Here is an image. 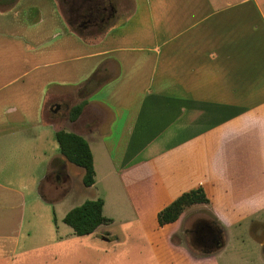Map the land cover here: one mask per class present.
<instances>
[{
	"label": "crops",
	"instance_id": "obj_1",
	"mask_svg": "<svg viewBox=\"0 0 264 264\" xmlns=\"http://www.w3.org/2000/svg\"><path fill=\"white\" fill-rule=\"evenodd\" d=\"M8 6L0 9L1 230L12 228L16 213L22 227L35 231L25 243L65 250L115 238L109 225L86 236L59 234L56 211L70 199L63 223L71 209L96 199L114 222L106 199L93 192L99 174L116 176L123 189L117 204L128 203L152 244L165 237L159 254L165 264L177 253L208 257L225 249L228 231L211 209L232 200L264 213V0ZM92 13L95 21L86 22ZM82 102L71 122V109ZM60 130L89 144L91 187L83 185V169L62 155ZM200 187L207 204L159 225L160 211ZM202 222L215 230L219 247L175 241L200 237ZM0 239L14 237L0 232Z\"/></svg>",
	"mask_w": 264,
	"mask_h": 264
},
{
	"label": "rangeland",
	"instance_id": "obj_2",
	"mask_svg": "<svg viewBox=\"0 0 264 264\" xmlns=\"http://www.w3.org/2000/svg\"><path fill=\"white\" fill-rule=\"evenodd\" d=\"M10 1L12 0H0V9L7 8ZM62 8L68 13L72 10L67 4L65 10L63 5ZM67 15L73 18L71 12ZM101 177L99 174L97 188L93 192L99 193V197L107 201L106 215L114 219L109 228L116 233L115 238L98 242L95 248L78 243L65 250L25 243L28 233L32 235L35 231L22 227L18 215L14 213L12 228L0 229V232L14 237L0 239V264H165L159 255L165 252L163 244L165 237L161 244L157 241L152 244L144 235L146 233L142 234L143 230L139 228L137 217L128 203L122 201L117 204L119 192L123 193V189L116 176L112 180H103ZM79 181L80 178L76 177L75 187ZM45 191H48L47 187ZM71 205L72 199L63 203L56 211L59 234H63L64 230L72 232V229L60 219L63 211ZM211 211L222 219L228 231L225 249L208 257H188L177 253L170 257L169 264H264V246L261 247L259 244L264 239V226H260L264 213L246 205H235L232 200L226 206H219ZM176 239L193 248L201 249L192 235L181 234ZM18 240H21V243H17Z\"/></svg>",
	"mask_w": 264,
	"mask_h": 264
},
{
	"label": "trees",
	"instance_id": "obj_3",
	"mask_svg": "<svg viewBox=\"0 0 264 264\" xmlns=\"http://www.w3.org/2000/svg\"><path fill=\"white\" fill-rule=\"evenodd\" d=\"M63 6L65 10L66 4H63ZM70 12L71 10H69ZM64 13L66 15L69 14L66 10ZM85 105L86 102H82L71 109L69 114V120L71 122L79 118ZM56 137L61 153L65 159L83 169V185L85 187L94 185L95 171L93 156L87 141L82 136L64 130L58 131ZM208 202L209 199L203 188L200 187L189 191L159 212L158 223L160 226L174 223L179 220L187 207L195 204H207ZM103 206L104 201L102 199L86 201L82 205L71 209L63 221L73 230L76 236L90 235L100 226L112 223L110 219L103 215Z\"/></svg>",
	"mask_w": 264,
	"mask_h": 264
},
{
	"label": "flooded vegetation",
	"instance_id": "obj_4",
	"mask_svg": "<svg viewBox=\"0 0 264 264\" xmlns=\"http://www.w3.org/2000/svg\"><path fill=\"white\" fill-rule=\"evenodd\" d=\"M95 15L92 13V14H89L83 18H86L87 21L86 22H94L96 18H94ZM199 234H201L200 237H196V243L199 245V248H202V249H207V247L209 246V241L211 239V237L213 236H217L215 230L211 227L210 224H207V223H200L199 224V228L197 230Z\"/></svg>",
	"mask_w": 264,
	"mask_h": 264
},
{
	"label": "water",
	"instance_id": "obj_5",
	"mask_svg": "<svg viewBox=\"0 0 264 264\" xmlns=\"http://www.w3.org/2000/svg\"><path fill=\"white\" fill-rule=\"evenodd\" d=\"M220 246V241L217 236L211 237L209 241V246L207 247L208 249L214 250L215 248Z\"/></svg>",
	"mask_w": 264,
	"mask_h": 264
}]
</instances>
